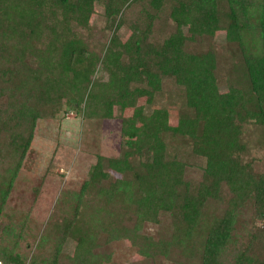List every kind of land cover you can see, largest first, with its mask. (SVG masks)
Instances as JSON below:
<instances>
[{
  "label": "trees",
  "instance_id": "obj_1",
  "mask_svg": "<svg viewBox=\"0 0 264 264\" xmlns=\"http://www.w3.org/2000/svg\"><path fill=\"white\" fill-rule=\"evenodd\" d=\"M95 1L0 0V220H9L0 237V262L68 264L61 252L72 228L67 216L47 225L37 252L27 260L16 250V228L24 220L15 222L19 218L6 212L5 204L37 120L54 116L62 106V95L42 96L39 88L60 75H74L84 97L90 88L109 90L103 103L108 117L116 106L124 108L135 98L151 100L162 79L174 77L190 111L177 129L193 139L195 153L206 159L203 177L195 183L186 179L184 162L166 158L155 130L168 126L166 110L145 118L143 127L129 128L122 155L100 157L90 172L91 179L105 181L107 188L98 215L104 244L127 236L142 247L145 259L140 264H164L158 262L162 256L169 264H264V173L254 171L245 158L248 146L243 141L244 128L254 124L264 145V0H226L227 11L219 9L218 0H171L176 3L172 18L177 30L163 44L122 43L113 36L103 54L76 38L72 24L87 25ZM152 1L160 7L167 0ZM128 2L107 0L106 16H119L116 28L124 22ZM185 26L189 38L182 31ZM221 30L229 36L233 54L240 56L227 65L226 92L219 88L213 52L184 51L189 39ZM100 65L109 74L106 83L94 78ZM142 79L150 90L132 88ZM106 170L122 178L112 180ZM150 225L168 233H144ZM108 259L79 245L71 264H103Z\"/></svg>",
  "mask_w": 264,
  "mask_h": 264
},
{
  "label": "rangeland",
  "instance_id": "obj_2",
  "mask_svg": "<svg viewBox=\"0 0 264 264\" xmlns=\"http://www.w3.org/2000/svg\"><path fill=\"white\" fill-rule=\"evenodd\" d=\"M152 2L130 0L123 11L124 22L116 28L119 16L109 20L106 16L107 0H96L87 25L72 23L75 37L82 40L89 50L101 54L113 36H117L122 43L144 40L146 45H161L177 30L172 18L176 3L167 0L160 7H155ZM218 7L222 11L229 10L226 0H218ZM135 30L137 34H134ZM182 31L186 37L191 36L188 26ZM228 42L229 36L221 30L214 36L204 34L192 41L189 39L184 48L186 53L210 50L215 54L221 92L227 91V65L235 63L240 57L238 53L233 54ZM94 78L106 83L109 74L100 65ZM42 84L39 95L60 94L63 100L54 116L37 120L33 141L7 197L5 211L19 218L15 222L24 220L16 228L20 234L17 252L29 260L37 252V243L47 225L55 218L62 221L67 216L72 228L70 236L62 242L61 252L70 260L63 258L64 262L71 264L79 245H84L92 251L102 252L106 258L109 255V261L103 264H140L145 259L142 247L134 245L127 236L107 244L102 242L103 224L98 215L107 188L105 181L91 179L90 172L100 157L117 159L122 155L129 128L143 127L145 118L151 117L157 110H166L169 114L168 126L155 127L165 146L166 158L184 162L187 165L186 179L200 182L206 159L195 153L193 139L177 129L179 121L190 115L183 89L174 77H165L161 89L154 92L151 100L148 96L135 98L124 108L116 106L113 116L108 117L103 103L108 99L109 90L90 88L84 97V87L74 75H60V79L56 78L52 84ZM132 88L151 89L145 79L134 83ZM83 97L84 103L80 104ZM3 102H7V98L3 97ZM259 128L254 124L247 125L243 141L248 146L245 158L252 163L254 171L264 173V145ZM106 172L110 173L112 180L122 178L114 171ZM224 192L227 193L226 190ZM169 221L166 219V223ZM8 222L6 217L0 220V237ZM157 229L150 225L144 233L156 237L168 233L166 229ZM158 262L169 264L163 256Z\"/></svg>",
  "mask_w": 264,
  "mask_h": 264
},
{
  "label": "bare ground",
  "instance_id": "obj_3",
  "mask_svg": "<svg viewBox=\"0 0 264 264\" xmlns=\"http://www.w3.org/2000/svg\"><path fill=\"white\" fill-rule=\"evenodd\" d=\"M0 264H2V263L0 262Z\"/></svg>",
  "mask_w": 264,
  "mask_h": 264
}]
</instances>
